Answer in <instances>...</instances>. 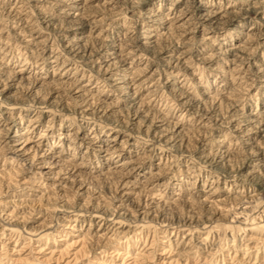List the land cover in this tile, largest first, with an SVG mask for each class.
<instances>
[{"label": "clouds", "instance_id": "9594fccd", "mask_svg": "<svg viewBox=\"0 0 264 264\" xmlns=\"http://www.w3.org/2000/svg\"><path fill=\"white\" fill-rule=\"evenodd\" d=\"M0 264H264V0H0Z\"/></svg>", "mask_w": 264, "mask_h": 264}]
</instances>
